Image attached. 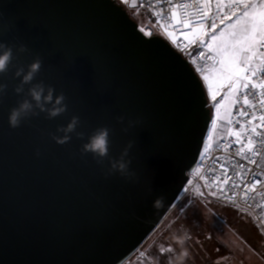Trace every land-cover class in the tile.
Returning <instances> with one entry per match:
<instances>
[{"label": "water", "instance_id": "obj_1", "mask_svg": "<svg viewBox=\"0 0 264 264\" xmlns=\"http://www.w3.org/2000/svg\"><path fill=\"white\" fill-rule=\"evenodd\" d=\"M0 44L13 52L0 74V264L129 262L177 203L202 151L212 114L200 76L115 0H0ZM37 58L40 71L17 94L16 70L27 73ZM41 82L64 93L67 111L11 128L10 109ZM73 116L76 132L57 144V128ZM99 127L110 129L103 159L81 151ZM129 142L135 175L109 174Z\"/></svg>", "mask_w": 264, "mask_h": 264}, {"label": "rangeland", "instance_id": "obj_2", "mask_svg": "<svg viewBox=\"0 0 264 264\" xmlns=\"http://www.w3.org/2000/svg\"><path fill=\"white\" fill-rule=\"evenodd\" d=\"M118 2L128 10V13L140 27L144 28L148 24L146 13L130 9L128 7L129 0H118ZM256 7L259 9L261 5L257 3ZM242 12L228 23L215 29L204 28L202 34L195 35L194 42L189 40L194 47L204 46L218 59L216 67L199 75L204 84L212 114L207 140H217L229 133V126L224 119L227 115L229 119L240 79L228 78L230 73L227 61L229 54L234 48L238 49L240 45H233L227 33L234 30L228 25L236 24ZM222 30L225 32V36L218 39L213 48L209 49L208 45L213 44L211 36L215 34L219 37ZM156 33L163 36L158 30ZM226 41L231 45L227 48V52L225 51ZM253 51L255 55L251 52L247 54L238 53L237 65L241 69V76L246 69L260 64L262 58L260 45H256ZM246 55L252 57L250 62L245 61ZM212 95H215L214 101L211 99ZM180 204L183 206L180 207ZM199 205L207 207L208 212L213 213L220 220L223 229L226 231L224 236L213 233L210 227L206 228L204 221L201 224L193 222L195 219H202L203 211ZM174 247L187 250L195 258L197 264H237V259L234 260V257L239 255L238 252L244 253L245 257L239 258L240 264L243 260L244 264H264V230L255 224L249 212L239 208L235 210L234 208L216 205L210 193L204 190H198L194 195H188L179 200L152 235L130 258V264H169L170 252L173 251ZM201 254L203 255V263L202 257H199ZM197 255H199L198 259L196 258Z\"/></svg>", "mask_w": 264, "mask_h": 264}, {"label": "built area", "instance_id": "obj_3", "mask_svg": "<svg viewBox=\"0 0 264 264\" xmlns=\"http://www.w3.org/2000/svg\"><path fill=\"white\" fill-rule=\"evenodd\" d=\"M200 9L206 11V17L204 11H198ZM244 9L245 5L242 4H217L214 0L207 5L195 4L191 0H172L171 4L168 3V0H138L136 7L138 12H144L148 16V24L142 31L147 35L156 34L155 30L160 31L163 34L162 37L190 62L198 75L216 67L218 59L204 46L194 47L189 40L185 39V35L192 34L194 29L201 26L203 29L211 28L213 19L217 27L222 26ZM173 12H176L175 18L172 16ZM233 13L235 14L233 15ZM202 17H204L203 21L201 20ZM260 50L261 53H264V47L260 46ZM260 68L261 61L258 66L245 70L243 77L246 79H240V85L234 97V106L229 115V133L217 140H205L195 166L188 173V180L178 201L198 190H204L214 194L216 199L222 203L249 212L255 224L264 230V195H258L264 193V184L257 185L255 192L249 191L245 194L242 189L230 190L231 182L228 184L223 182L224 170L227 169V174L232 175L233 179L240 183L244 175V169L239 167L240 164H244L245 169L251 170L248 172L247 179L252 178V172L264 173V160H261V157L252 156L247 151L244 154H238L240 147L247 144L249 137L254 140L257 139L252 132L253 126H256L257 131L264 132V127L260 126L261 121L259 119V117L264 116V106L260 104V100L264 98L261 97L260 93L264 90L252 88L253 83L259 84L261 80H264V74L261 73ZM254 70L256 75H252ZM245 83H248V89L243 87ZM249 91L256 95H249V103L246 105L243 96ZM241 111L246 112L247 115H239ZM235 133H240L239 144L236 143ZM244 156H251L258 163H249L244 159ZM213 170H215V175L210 179L209 175ZM234 173L240 175L237 176ZM253 196L256 197L255 200L251 199Z\"/></svg>", "mask_w": 264, "mask_h": 264}, {"label": "snow or ice", "instance_id": "obj_4", "mask_svg": "<svg viewBox=\"0 0 264 264\" xmlns=\"http://www.w3.org/2000/svg\"><path fill=\"white\" fill-rule=\"evenodd\" d=\"M192 3L195 4H210L213 2V0H191ZM217 4H223L228 3L230 5H245V9L242 12L241 17H239L236 21V24L234 25H228L229 28H233L234 30L230 33H227V36L229 40L232 42L233 45L238 44L240 47L238 49H235L229 54L228 58V68H229V79L237 78V79H246L245 77L241 76V69L237 65V56L238 53H249L251 52L253 55H255V52L253 49L256 47V45H260L261 47H264V0H214ZM168 3H172V0H168ZM257 3L261 5L259 9H257L256 5ZM198 11H204L202 9ZM235 13H233L234 15ZM207 13L204 11V16L206 17ZM173 18L176 17V12L172 13ZM204 17L201 18L203 21ZM179 23V21H177ZM223 23V21H221ZM212 29H215L217 25L215 24L214 19L212 20V23L210 25ZM203 33V27L194 29L193 33L190 35H185L186 40H190L191 42H194L195 35L196 34H202ZM225 36V32L222 30L220 32V36L213 34L211 36V40L213 41V44H209L208 48H213L215 42L218 39H221ZM203 43V42H202ZM231 46L226 41L225 42V51L227 52V48ZM203 55V53H200ZM261 56L264 57V53H261ZM252 59L251 56L246 55L245 61L250 62ZM223 63V61H222ZM262 74H264V59L261 60V68L259 69ZM252 75H256V71H252ZM250 82V81H249ZM245 89H248L249 85L248 83H245L243 85ZM252 88H260L264 90V80H261L259 84H252ZM249 95L255 96L256 94L254 92H247L243 96L244 104L249 103ZM261 97H264V91L260 93ZM211 99L215 100V95L211 96ZM261 106H264V98L260 100ZM216 107H219V105H216ZM239 115L244 116L247 115L246 112L241 111ZM255 118V117H254ZM261 121V127H264V116L259 117ZM251 123V121H249ZM243 127V126H242ZM252 132L255 134V137L257 138L254 140L252 137L248 138L247 144L240 147L238 154H244L245 151L252 154V156H259L261 157V160H264V132L257 131L256 126H253ZM236 135V143H240V133H235ZM203 158V154H202ZM244 159L247 160L249 163L256 164L258 161L252 159L251 156H244ZM223 167V165H221ZM239 167L241 169H244V175L241 178L240 183H237L235 179H233L232 175H228V170L225 169V175H224V184H230V190L235 189H242L244 193L246 194L249 191L255 192L257 185L264 184V173H257L252 172V178L247 179L248 172L251 171L249 169H245L244 164H240ZM215 175V170H213L209 178L211 179L212 176ZM234 175H240L239 173H234ZM258 195H264V193H260ZM252 200H255L256 197L253 196L251 198ZM168 251H171V249H168Z\"/></svg>", "mask_w": 264, "mask_h": 264}, {"label": "clouds", "instance_id": "obj_5", "mask_svg": "<svg viewBox=\"0 0 264 264\" xmlns=\"http://www.w3.org/2000/svg\"><path fill=\"white\" fill-rule=\"evenodd\" d=\"M118 3V0H115ZM27 49L21 46L20 51L24 52ZM13 59V52L11 47H7L4 44H0V74L8 71L9 65ZM42 67V61L37 58L29 66L27 73H24L23 68H18L15 72L16 77L22 76L21 85L15 88V92L20 94L23 92V84H29L33 81L36 74ZM7 85L0 84V95H3ZM29 96L31 99H23L19 101L16 107L10 109L9 112V125L15 129L21 125L22 120L32 116H38L40 112H47L49 119L62 115L67 111V105L64 103L66 97L63 92L59 95H55V89L51 86H47L45 91V85L43 82L34 85L29 89ZM47 105H52L51 108ZM37 109L39 111H37ZM123 117H118V121L123 122ZM138 121H129V126ZM80 124V119L77 116H73L70 122L63 127H58L57 131L64 133L63 136H53V140L57 144L63 145L70 141L71 136L69 134L76 132L77 126ZM126 130V129H125ZM78 138H83V133H76ZM132 147V142H129L128 146L123 150L119 159L110 161L109 174L113 172H119L122 176H134L135 173L129 172V165L131 160H125L128 156V151ZM110 148V129L107 127H99L93 131L88 137V141L82 145L81 151L83 153H92L94 156L101 159L108 156ZM164 197H157L153 201V208H160L163 205Z\"/></svg>", "mask_w": 264, "mask_h": 264}, {"label": "trees", "instance_id": "obj_6", "mask_svg": "<svg viewBox=\"0 0 264 264\" xmlns=\"http://www.w3.org/2000/svg\"><path fill=\"white\" fill-rule=\"evenodd\" d=\"M140 28L143 29V27H140ZM155 33H156V30H155ZM206 194L209 195L208 193H206ZM210 196L214 199V202H215L216 205H222L224 207L234 208L235 210L237 208V207H233V206H230V205H226V204L221 203L220 201H218L216 199V197L212 193H210ZM181 206H183V205L180 204V207ZM199 206L201 207V210L203 211V212L201 211L202 212V219H200V220L199 219H195L193 222H197V223H200L201 224L204 221V222H206L205 223L206 224L205 225L206 228L210 227V230L213 233L220 234V235L222 234L224 236V232H226V231L223 229V224L220 222V220L217 219V217H215V215L213 213H209L208 210L206 209L207 207H204L202 205H199ZM175 215L177 216L176 213H175ZM236 249H238V248H236ZM198 254H200V252H198ZM238 254H239V255H237L238 257L235 256L234 257V260L237 259L236 260L237 264H240V262L238 260H240L239 258L244 257V255H243L244 253H239L238 252ZM198 256L199 255H197L196 258L198 259L199 257H202L201 260H202V263H203V261H204L203 260V255L201 254L199 257ZM130 263H131V259L129 260V262H126L124 264H130ZM168 263L169 264H197L196 261H195V258H193L189 254V252L187 250L182 249L181 247L180 248L174 247L173 251L170 252V261ZM241 263L244 264L245 263L244 260Z\"/></svg>", "mask_w": 264, "mask_h": 264}, {"label": "crops", "instance_id": "obj_7", "mask_svg": "<svg viewBox=\"0 0 264 264\" xmlns=\"http://www.w3.org/2000/svg\"><path fill=\"white\" fill-rule=\"evenodd\" d=\"M231 109H232V107H231ZM231 109H230V111H231ZM225 121H226V124H228V115H227V117L224 119ZM222 203V202H221ZM223 204H225V203H223ZM227 205V204H226Z\"/></svg>", "mask_w": 264, "mask_h": 264}]
</instances>
